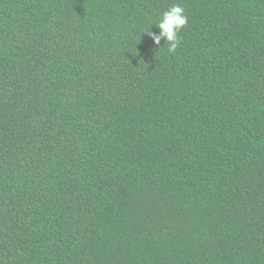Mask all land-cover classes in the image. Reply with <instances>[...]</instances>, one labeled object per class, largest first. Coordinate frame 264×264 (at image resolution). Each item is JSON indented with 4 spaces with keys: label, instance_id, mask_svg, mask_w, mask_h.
<instances>
[{
    "label": "trees",
    "instance_id": "16d2710c",
    "mask_svg": "<svg viewBox=\"0 0 264 264\" xmlns=\"http://www.w3.org/2000/svg\"><path fill=\"white\" fill-rule=\"evenodd\" d=\"M0 264H264V0H0Z\"/></svg>",
    "mask_w": 264,
    "mask_h": 264
},
{
    "label": "clouds",
    "instance_id": "9594fccd",
    "mask_svg": "<svg viewBox=\"0 0 264 264\" xmlns=\"http://www.w3.org/2000/svg\"><path fill=\"white\" fill-rule=\"evenodd\" d=\"M187 24L185 8L180 3H174L153 24L159 29L158 32L149 31L148 27L143 33L148 36L154 46H159L161 40H164V44L167 43V53L174 55L182 42L180 33Z\"/></svg>",
    "mask_w": 264,
    "mask_h": 264
}]
</instances>
